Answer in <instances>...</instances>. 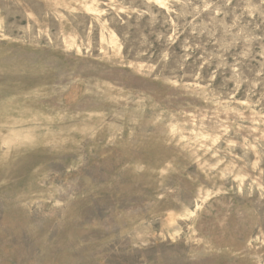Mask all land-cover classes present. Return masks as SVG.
I'll use <instances>...</instances> for the list:
<instances>
[{
  "label": "rangeland",
  "instance_id": "1",
  "mask_svg": "<svg viewBox=\"0 0 264 264\" xmlns=\"http://www.w3.org/2000/svg\"><path fill=\"white\" fill-rule=\"evenodd\" d=\"M0 264H264V0H0Z\"/></svg>",
  "mask_w": 264,
  "mask_h": 264
}]
</instances>
